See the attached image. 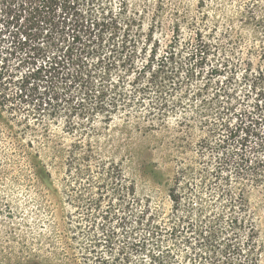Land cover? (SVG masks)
<instances>
[{"label":"trees","instance_id":"1","mask_svg":"<svg viewBox=\"0 0 264 264\" xmlns=\"http://www.w3.org/2000/svg\"><path fill=\"white\" fill-rule=\"evenodd\" d=\"M127 11L125 3L115 7L109 0H0V114L19 116L23 131L34 134L39 188L50 184L42 155L50 147L55 152L57 118L69 133L77 127L73 118H81L88 132L96 121L108 127L131 101L142 106L145 98L146 120L173 119L179 130L198 121L192 160L165 181L170 207L162 216L145 209V237H134V229L118 222L123 217L105 210L75 227V245L64 243V256L69 264H261L250 203L260 201L264 209V69L249 66L238 75L237 63L207 67L215 53L201 34L161 45L151 33L142 36ZM118 69L124 73L115 75ZM85 133L65 151L69 168ZM96 164L99 197L111 184L116 198L133 202L120 165ZM203 187L213 200L210 211L194 200ZM217 200L220 211L213 208ZM113 218L118 229L107 224Z\"/></svg>","mask_w":264,"mask_h":264},{"label":"rangeland","instance_id":"2","mask_svg":"<svg viewBox=\"0 0 264 264\" xmlns=\"http://www.w3.org/2000/svg\"><path fill=\"white\" fill-rule=\"evenodd\" d=\"M109 1L115 7L125 3L128 10L125 15L141 24L142 36L151 33L152 41L157 39L161 45L173 36L186 41L196 33L201 34L215 53L210 55L207 67L222 61L237 63L238 75L249 66L253 71L264 69V0ZM136 58V65L140 66L139 57ZM122 73L118 69L115 75ZM129 80L131 76L126 80V91L130 89ZM142 81L145 84V79ZM144 101L142 106L136 100L131 101L116 113L108 127L96 121L88 132L81 118H73L77 126L73 133L66 130L63 118H57L58 123L51 125L56 135L52 136L55 152L50 147L42 155L51 173L48 188H39L34 175L33 165L37 162L34 134L29 129L23 131L18 124L19 116L0 114V264H69L68 256L63 254L64 243L75 245L72 238L77 235L75 227L87 226L97 213L105 210L123 217L118 222L125 230L134 229V237L141 234L145 237V209H149L147 215L159 216L168 210L165 181L179 163H190L194 155L190 146L200 132L193 128L198 123L195 119L191 129L182 130L173 119L165 125L146 120L147 99ZM83 131L86 133L83 139L79 136L76 163L69 168L65 151ZM87 155L91 156L89 160L84 159ZM98 159L120 165L125 183L134 188L133 202L127 195L116 198L111 193V184L99 197L96 185L102 173L97 171ZM198 194L200 198L194 199L196 205L210 211L209 203L213 200L206 187L199 189ZM95 202L98 208L94 207ZM260 204L252 200L250 207L263 264L264 209ZM215 205L216 211L223 209L222 200ZM96 221L99 225L103 222L99 216ZM112 222L107 224L118 229L117 220ZM144 254L137 253L135 257Z\"/></svg>","mask_w":264,"mask_h":264}]
</instances>
